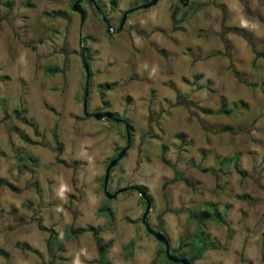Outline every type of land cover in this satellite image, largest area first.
Returning a JSON list of instances; mask_svg holds the SVG:
<instances>
[{"label": "rangeland", "instance_id": "374dc122", "mask_svg": "<svg viewBox=\"0 0 264 264\" xmlns=\"http://www.w3.org/2000/svg\"><path fill=\"white\" fill-rule=\"evenodd\" d=\"M144 1L0 0V179L11 187H0V264H98L105 251L110 264H160L138 191L107 198L128 187L149 196V226L171 254L196 228L172 211L214 205L238 222L205 223L211 252L193 264H264V0ZM222 106L230 113L202 112ZM106 112L129 141L123 121L93 118Z\"/></svg>", "mask_w": 264, "mask_h": 264}, {"label": "trees", "instance_id": "16d2710c", "mask_svg": "<svg viewBox=\"0 0 264 264\" xmlns=\"http://www.w3.org/2000/svg\"><path fill=\"white\" fill-rule=\"evenodd\" d=\"M150 1V0H149ZM148 0H145L144 3L149 2ZM56 14H62L61 12H58ZM81 57H82V61L84 64H87V57L84 55V49L81 50ZM89 76V73H88ZM195 79H198L199 76H195ZM182 81L186 84H191V85H195V82H190L188 79L186 78H182ZM248 86L253 87L255 86V84H248ZM111 88L110 84H106L101 86V90H106ZM196 88L202 89V86H196ZM101 94L103 95L104 92L101 91ZM184 97H180V100H183ZM203 113L205 114H216V115H221V114H229L230 111L226 110L224 106H222L220 109L216 110V111H211V110H202ZM16 114L19 115V112L16 111ZM105 115H107V117L111 120L114 121L115 119V114L111 113V112H106ZM130 128V126L128 127ZM225 130L230 131L231 128L230 127H226ZM56 162L58 163H63L65 164V162L61 159H59L58 157L56 158ZM203 172H206V169L202 170ZM212 172L214 173V171L212 170ZM174 182H182L184 183L186 186L188 187H192L193 183L183 174L181 173H176L175 177H174ZM2 186H9L10 185L4 180V179H0V187ZM11 188V187H10ZM129 190H135L133 187H128ZM142 190V188H140ZM147 197H149L148 195H146ZM213 206V212H209L208 210H203V211H192L189 209H178V210H173L172 212L174 214H187V218L188 221H196V228H195V232L191 237V240L189 242H185L183 243L179 248L174 250V255L182 258L190 263H193L195 260L199 259L201 257V255L203 254L204 251H206L208 249L207 246V242L204 240V224L206 222L209 221H221L220 215L218 214V210L217 207ZM97 215L99 216H105L108 217L110 220H113L114 215L113 213L109 210L106 209L105 207H100L97 209L96 211ZM92 232V233H96L97 229L89 226L86 229H80V232ZM56 243V241H50L49 245L51 248L54 247V244ZM184 247H187L188 250H183ZM124 254L123 257L125 259L131 257L134 253V241L130 240L125 246H124ZM180 249L182 251H180ZM106 251L102 252L99 256L98 259V264H110L109 261L106 258ZM0 256L4 259H7L9 257L8 253L0 248ZM155 261H153L154 263ZM160 264H179V263H173L169 260L166 259V256H164V258L159 262Z\"/></svg>", "mask_w": 264, "mask_h": 264}, {"label": "water", "instance_id": "95a60500", "mask_svg": "<svg viewBox=\"0 0 264 264\" xmlns=\"http://www.w3.org/2000/svg\"><path fill=\"white\" fill-rule=\"evenodd\" d=\"M90 2H94V0H89ZM158 0H150L148 3L146 4H143L142 6H140V8H143V9H147V8H150L152 6H154L156 3H157ZM187 2V0H186ZM185 5V3H184ZM97 8V7H96ZM72 10L75 11L76 13H78L80 15V21L82 22L83 19H84V11L80 9V4H79V1H76L73 5H72ZM132 10L128 11V12H125L123 15H122V18H121V22H120V25L118 27L117 30H113L114 32H119L122 30L123 28V25L125 23V20H126V16L128 13H130ZM105 21V20H103ZM112 29L111 28H108V32L111 31ZM84 70L86 72V75L88 76V73H89V67L87 64H84ZM86 86H87V83H86ZM86 96H87V91H85V94H84V101H83V111L85 112L86 115H88V113L86 112L87 111V101H86ZM107 115L105 114H102V113H95L93 114V118H95L96 120H102L104 118H106ZM123 120L121 119H114V122H122ZM125 125V128L127 130V139L129 141V135H128V124L127 123H124ZM129 147V142L127 143V146L120 152V154L118 155V157L116 159H113L112 161H110L109 165L107 166L106 170H105V176H104V180H103V187L104 189H106V185H107V180H108V177H109V172H110V169L112 167H114L117 163L118 160H120L123 155L125 154V151H126V148ZM134 189L136 191H138L140 197H142L145 202H146V207H145V210L143 212V215L141 217V220H142V225L144 226L145 230L147 231V233L151 236H153L155 238V240H157L159 243H161L164 248H165V256H166V259L173 262V263H179V264H193V263H190L182 258H179L173 254L170 253V244H169V241H168V238L166 237L165 234L161 233V232H158V231H155L153 230L148 222H147V217H148V214H149V211H150V208H151V205H150V201L148 200V197L146 196V192L137 188V187H134ZM128 188H124L118 192H115L114 194H107V198L108 199H113L117 196L118 193L120 192H125L127 191Z\"/></svg>", "mask_w": 264, "mask_h": 264}, {"label": "crops", "instance_id": "0c3cea01", "mask_svg": "<svg viewBox=\"0 0 264 264\" xmlns=\"http://www.w3.org/2000/svg\"><path fill=\"white\" fill-rule=\"evenodd\" d=\"M225 211H226V218H224V217H222L221 215H220V213H219V211H218V214L220 215V217H222L221 218V221H218V222H216V221H209V222H206L208 225L209 224H211L212 222H215V223H217L220 227H223V229H227V226H229L230 228H232L233 226L232 225H230L231 224V222H233L234 220H236L235 222H238V220L236 219L237 218V216H238V214H236L237 212H238V210H235L234 211V213H231V212H233V211H230V209H228V208H225ZM230 211V212H229ZM243 212H245L244 210H243ZM243 214V213H242ZM232 215V218L230 219L229 217ZM239 217V216H238ZM230 230H232V229H230ZM206 234V233H205ZM204 237H205V235H204ZM208 239L209 238H207V237H205V240H207L208 241ZM236 239H238L237 237H236ZM209 243H211V241H210V239H209ZM212 245V244H211ZM208 246V245H207ZM209 246H210V244H209ZM238 246V245H237ZM211 252V250L209 249V247H208V249L206 250V251H204L203 252V254L201 255V257H200V259L203 257V255L206 253V252ZM220 258H221V256H219ZM196 261V260H195ZM212 262H214V260H211ZM220 264H225V263H220Z\"/></svg>", "mask_w": 264, "mask_h": 264}, {"label": "flooded vegetation", "instance_id": "af4514ba", "mask_svg": "<svg viewBox=\"0 0 264 264\" xmlns=\"http://www.w3.org/2000/svg\"><path fill=\"white\" fill-rule=\"evenodd\" d=\"M179 1L182 2L183 0H179ZM79 3H80V2H79ZM94 6H95V8L97 7L96 9H97V11H99L100 8L98 7V5H97L96 3H95ZM80 9H81V6H80ZM81 10H82V9H81ZM122 123L124 124L125 122L123 121ZM103 188H104V187H103ZM133 188H134V187H133ZM105 191H106V189H104V192H105ZM116 192H117V191H116ZM141 222H142V220H141ZM147 222H148V224H149L148 217H147Z\"/></svg>", "mask_w": 264, "mask_h": 264}]
</instances>
